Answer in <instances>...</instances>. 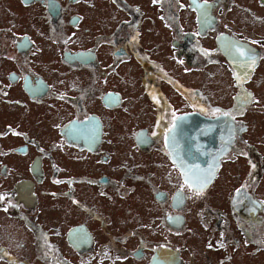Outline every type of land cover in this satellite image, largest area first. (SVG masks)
Masks as SVG:
<instances>
[{
  "label": "flooded vegetation",
  "instance_id": "flooded-vegetation-1",
  "mask_svg": "<svg viewBox=\"0 0 264 264\" xmlns=\"http://www.w3.org/2000/svg\"><path fill=\"white\" fill-rule=\"evenodd\" d=\"M0 197V264H264V0H0Z\"/></svg>",
  "mask_w": 264,
  "mask_h": 264
},
{
  "label": "snow or ice",
  "instance_id": "snow-or-ice-1",
  "mask_svg": "<svg viewBox=\"0 0 264 264\" xmlns=\"http://www.w3.org/2000/svg\"><path fill=\"white\" fill-rule=\"evenodd\" d=\"M155 2V0H154ZM196 0H193V3H195ZM202 7V5H201ZM236 51L239 53L240 56L244 57V56H247L249 62H251L252 64H254L255 60H254V57L250 54H248L246 51L240 49V48H237ZM175 127V125H174ZM171 131V130H170ZM187 175V174H186ZM199 190H202V189H199ZM0 200H3V197H0Z\"/></svg>",
  "mask_w": 264,
  "mask_h": 264
},
{
  "label": "rangeland",
  "instance_id": "rangeland-1",
  "mask_svg": "<svg viewBox=\"0 0 264 264\" xmlns=\"http://www.w3.org/2000/svg\"><path fill=\"white\" fill-rule=\"evenodd\" d=\"M35 116V114H32V117ZM68 223L67 227L71 226L72 223L71 222H64L61 219H58L54 222V226H65V224ZM4 229H0V234H3ZM11 236V235H10Z\"/></svg>",
  "mask_w": 264,
  "mask_h": 264
}]
</instances>
